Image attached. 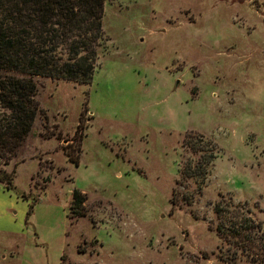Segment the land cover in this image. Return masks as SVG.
<instances>
[{
  "label": "rangeland",
  "instance_id": "374dc122",
  "mask_svg": "<svg viewBox=\"0 0 264 264\" xmlns=\"http://www.w3.org/2000/svg\"><path fill=\"white\" fill-rule=\"evenodd\" d=\"M102 23L90 85L34 79L0 264H227L219 224L264 233V0H106Z\"/></svg>",
  "mask_w": 264,
  "mask_h": 264
},
{
  "label": "trees",
  "instance_id": "16d2710c",
  "mask_svg": "<svg viewBox=\"0 0 264 264\" xmlns=\"http://www.w3.org/2000/svg\"><path fill=\"white\" fill-rule=\"evenodd\" d=\"M106 0H0V161L5 166L17 157L39 113L34 100L35 78L90 85L98 50L104 41ZM192 149L204 154L198 172L189 168L187 178L207 176L216 158V147L200 137ZM78 164V160L75 161ZM195 171V170H194ZM15 172L0 169V183L14 190ZM84 196L74 192L72 212L78 213ZM34 206L30 207L32 213ZM243 223L228 219L216 227L230 245L222 250L227 264H239L246 255L252 264H264V233L242 209ZM218 220L229 215L216 205ZM209 259L208 254H204Z\"/></svg>",
  "mask_w": 264,
  "mask_h": 264
}]
</instances>
